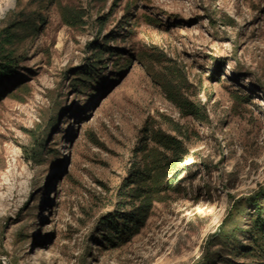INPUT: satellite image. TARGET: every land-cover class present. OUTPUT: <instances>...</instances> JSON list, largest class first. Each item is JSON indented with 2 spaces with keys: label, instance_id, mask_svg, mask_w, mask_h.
<instances>
[{
  "label": "rangeland",
  "instance_id": "374dc122",
  "mask_svg": "<svg viewBox=\"0 0 264 264\" xmlns=\"http://www.w3.org/2000/svg\"><path fill=\"white\" fill-rule=\"evenodd\" d=\"M64 6L83 21L68 24ZM128 13L141 25L130 36ZM98 44L100 82L78 87ZM149 46L170 61L109 50ZM0 54L15 68L0 81V264H235L264 211V0H0ZM167 66L200 119L156 83ZM152 127L184 141L181 163L167 165ZM38 137L40 164L25 154ZM159 155L176 187L152 199L140 233L109 242L101 218L132 208L123 182Z\"/></svg>",
  "mask_w": 264,
  "mask_h": 264
},
{
  "label": "trees",
  "instance_id": "16d2710c",
  "mask_svg": "<svg viewBox=\"0 0 264 264\" xmlns=\"http://www.w3.org/2000/svg\"><path fill=\"white\" fill-rule=\"evenodd\" d=\"M93 1L104 2V0ZM126 15L128 16H126L125 19L124 30L126 31L125 35L130 36L136 32L134 27H140L141 25L135 19L131 22L132 24L129 25V13ZM63 17L68 24L73 26L83 21L82 13H80L77 6H64ZM101 18L102 17L99 18L100 21H102ZM94 48L96 52L94 57H96V59L93 60L92 64L87 66V68L84 67L83 72H81L80 75L81 78L79 79L78 87L82 86L83 82L91 83V80L93 79L98 82L101 79V74L96 70V64L100 60L98 59V54L103 53L105 50L101 44L94 46ZM147 48L148 51L142 53H138L134 49L130 50L123 47L116 49L109 48V50L118 52V54L127 53L133 59L158 62L159 65L162 64L164 60L170 61V58H167L166 54L162 51H157L150 46ZM145 54H150L149 56L154 54L155 56H152L154 59L152 57H145ZM11 59L10 56L0 54V81L13 76L15 68L12 66ZM155 81L161 86L167 99H169L181 113L186 116L200 119L198 115V103L193 102L186 96V86L188 84L186 77L182 76L180 69L177 70L175 66H167L163 72L155 77ZM237 99V102L244 100L242 97L238 96ZM148 137L153 143H156L157 146L162 149V155L165 152L170 153L173 159L170 163L168 162L167 165L172 168L181 163L183 158L188 154L182 139L179 140L174 135L164 133L161 129L152 127L148 130ZM25 154L29 161H33L37 164L43 163L44 146L42 139L39 137L36 138L32 146L25 150ZM152 163L151 168H146L145 170L138 168L133 169L131 175L123 182V187L126 189L123 198L124 196H128L135 201L132 208L126 212L122 211L121 208H117L101 218L100 224L102 227L106 228L105 230H109L111 234H114V237L109 239V242L114 241L116 243H125L130 238L140 233L141 228L149 217L153 204L152 199H154L156 194H159L162 190L176 187L173 179L167 181L168 171L164 169L163 165L165 164L162 161V157L160 155L156 156ZM132 185L135 186V188L130 190L129 186ZM255 207H257V209L251 216L250 227L245 231L248 244L235 248L234 256L237 258L235 264H264V211L259 206ZM219 236L220 237L217 238V241H222L227 238H235L234 231L232 232V230L229 229ZM214 256L215 255L213 254L206 253L203 260L207 261L210 258L212 260ZM228 262L230 261L226 260V263Z\"/></svg>",
  "mask_w": 264,
  "mask_h": 264
},
{
  "label": "bare ground",
  "instance_id": "6f19581e",
  "mask_svg": "<svg viewBox=\"0 0 264 264\" xmlns=\"http://www.w3.org/2000/svg\"><path fill=\"white\" fill-rule=\"evenodd\" d=\"M202 209L200 207H197L196 213H201Z\"/></svg>",
  "mask_w": 264,
  "mask_h": 264
}]
</instances>
